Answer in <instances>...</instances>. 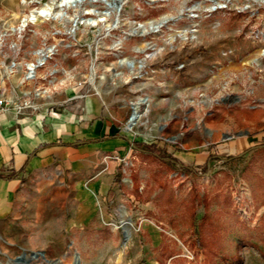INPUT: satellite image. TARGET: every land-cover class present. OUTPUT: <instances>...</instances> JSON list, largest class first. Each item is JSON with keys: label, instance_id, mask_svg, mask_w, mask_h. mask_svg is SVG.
Masks as SVG:
<instances>
[{"label": "rangeland", "instance_id": "374dc122", "mask_svg": "<svg viewBox=\"0 0 264 264\" xmlns=\"http://www.w3.org/2000/svg\"><path fill=\"white\" fill-rule=\"evenodd\" d=\"M35 1L0 0V30L19 29L30 11L57 0ZM63 11L62 19L27 25L20 34L29 39L22 40L32 50L41 35L63 32L64 56L58 59L69 68L82 61L85 76L93 71L88 54L102 37L111 40L102 42L109 46L102 56L109 71L120 63L131 69L171 41L193 56L209 54L210 39L219 45L213 53L225 56L223 64L190 82L179 97L193 117L164 137L174 151L187 146L203 158L175 166L169 149L150 141L153 147L133 152L115 171L113 189L98 199L80 198L70 179L29 176L0 222V264H128L149 257L163 264L170 256L184 264L186 255L195 264H234L247 251L264 255V0H122L120 12L83 0ZM85 12H107L108 18L91 30L78 25L74 49L80 53L72 56L66 46L73 43L70 19L94 16ZM164 18L171 19L159 31L142 32ZM115 50L124 52L113 56ZM243 142L240 151L225 149ZM147 227L161 234L160 248L148 245Z\"/></svg>", "mask_w": 264, "mask_h": 264}, {"label": "crops", "instance_id": "0c3cea01", "mask_svg": "<svg viewBox=\"0 0 264 264\" xmlns=\"http://www.w3.org/2000/svg\"><path fill=\"white\" fill-rule=\"evenodd\" d=\"M109 40L102 37L99 48L88 54L89 64L93 65L88 81L80 80L88 77L79 70L82 61L66 67L65 61L58 59L64 56L59 51L38 74L46 75L53 68L62 70L61 73L23 83L25 63L34 57L27 49V41L8 39L17 41L21 50L17 56L19 66L11 75L6 73V67L13 57L12 51L5 47L4 54H0V80L4 79L1 85H5L8 96L21 101L31 99L35 88H46V92L36 101L38 111L26 109L20 115H0V222L16 206L29 176L70 179L77 185L80 198H105L113 189L115 171L123 169L132 153L140 150L134 143L149 145L156 140L153 142L172 153L175 166L197 165L202 160L187 146L184 151H174L164 137L173 135L181 121L193 117L182 107L179 97L186 94L190 82L202 79L210 68L223 64L225 56L216 58L213 53L219 45L210 39L209 54L193 56L190 50H182L185 48H178L171 41L135 60L131 69L121 63L115 67L112 62L110 67L115 68L109 71L102 66V56L109 49L102 42ZM123 52L115 50L112 55ZM134 111L138 118L129 126ZM245 141L248 143L247 138ZM244 146V142L228 143L225 149L240 151ZM154 228H146L148 245L153 250L163 244L161 234ZM176 257L170 256L163 264H175ZM186 260L184 264H195L194 256ZM140 261L128 264H162L151 257ZM234 264H264V255L247 251Z\"/></svg>", "mask_w": 264, "mask_h": 264}, {"label": "built area", "instance_id": "2783aa9c", "mask_svg": "<svg viewBox=\"0 0 264 264\" xmlns=\"http://www.w3.org/2000/svg\"><path fill=\"white\" fill-rule=\"evenodd\" d=\"M35 2H39V0H36ZM80 4L81 3H76V4H72L69 5L68 7H61L59 5H56V1L54 2V4H52L53 8H52V12H53V9L56 7L57 9H60V10H65L66 8H72V9H77L80 7ZM46 4H44L43 6H45ZM42 6V7H43ZM41 8V7H40ZM40 8H37V9H40ZM37 9H33V10H37ZM30 13V12H29ZM55 13V12H53ZM63 13L66 15V13L63 11ZM63 14V16H56V17H53V16H50L48 18H44L43 16L39 15L37 17V19L35 20V22H27L26 25L21 29L19 30L18 27L17 29L16 28H10V31L9 32H2L0 30V54L3 55V49L8 48L10 49V51H12V56L10 61H9V64L7 65L6 67V73L8 75H11L15 72L16 70V67L19 66V61H17V56L19 54V51L20 50V47L19 45L17 44V41H13V42H10L8 41V39L11 37H14L15 39H18V40H22L24 38H26V35H22L20 34L22 30H24V28L29 25V24H35V25H38L39 23H42V24H45L47 22H50V20H54V19H62L63 17H65V15ZM85 14H90V15H94L93 17H90L88 19H85V18H80V17H75V18H71L70 20L72 21V24L73 23H76V29L78 28V25H82V24H86L87 28H89L90 30L91 29H95L97 24H101V23H104L106 22L107 18L108 17H101V16H95V14H93L92 12H85ZM78 19H82V20H86V21H90V20H94L95 24L93 23H89V22H86V23H79L81 21L78 22ZM103 19V20H101ZM15 32H17L18 34L17 35H14ZM56 33H53L51 35V37L47 36V35H41L40 37V41H39V47L37 48H34L32 50H30V54L31 56L34 57V60H32L31 62H27L25 63V72H24V76H23V83L24 82H27V81H34V80H38V79H47V77H53L55 74L57 73H61L62 70H58L56 68H53L51 69L50 71H48L46 73V75H42L40 76L38 74V70L41 69V68H44L46 67L47 63L49 62V60H51L54 55H57L59 54V51L61 50V46L62 45V42H63V38L60 37V35L63 34V32H60V31H55ZM67 34H70L69 32H67ZM71 38H72V41L73 43L71 44H67L66 46L68 48H72V50H70L71 52V55L72 56H77L79 55V49L75 48L74 47L77 45L76 43V38L74 36V32L70 34ZM26 39H29L28 37ZM263 54H264V50H263ZM90 79V75L87 77V81ZM4 81V79H1L0 80V115L6 113V112H12L14 113L15 115H20L22 113V111L26 110V109H30V110H33L34 112L35 111H38V108H39V105L37 104V100L39 98H41V96L46 92V88H35L33 90V92L30 93L31 95V99L30 98H26V99H23L21 101H16V100H12L8 95L7 91H6V88H5V85H1V83ZM81 82L77 83V84H80ZM229 82H226L224 83V85L222 86V89H225ZM26 95H29V94H26ZM39 116V114H37ZM41 117V116H39ZM186 258H188L189 260L192 259V256L191 255H186Z\"/></svg>", "mask_w": 264, "mask_h": 264}, {"label": "bare ground", "instance_id": "6f19581e", "mask_svg": "<svg viewBox=\"0 0 264 264\" xmlns=\"http://www.w3.org/2000/svg\"><path fill=\"white\" fill-rule=\"evenodd\" d=\"M82 1L83 0H57L56 1V5H59V6H63V7H68L69 5H71L72 6V4H76V3H82ZM92 1H96V0H92ZM100 1H102L106 6H108V7H114V9H116V11L117 12H120V9H121V4H122V0H117V1H114V2H117V3H114L113 2V0H111V2L110 1H108V0H100ZM226 1V0H225ZM52 6H51V4H46L45 6H43V7H41L40 9H37V10H32V11H30V14L25 18V19H23L22 20V23H21V25H20V27H19V30H21L25 25H26V23L27 22H35V20L37 19V17L39 16V15H41V16H43L44 18H48V17H50V16H53V17H56V16H63V11L62 10H60L59 9V11L57 12V13H53L52 12ZM210 9H211V7H210ZM95 13V12H94ZM65 15V14H64ZM107 17L108 16V13L107 12H104V13H102V15H101V17ZM64 18V17H63ZM101 20H103V19H101ZM168 20V18L166 19V18H164V19H162L160 22H156V23H150L149 25H148V27L147 28H143L142 29V32H146L147 30H150V31H152V32H157V31H159V27H161L163 24H165L166 23V21ZM79 21H81V22H79ZM78 22L79 23H86V22H89V23H93V24H95V22H94V20H90V21H86V20H80V19H78ZM77 23V22H76ZM76 23H73L72 24V26H71V28L69 29V33L71 34V33H73L74 32V30L76 29ZM86 25V24H85ZM110 26V25H109ZM111 27V26H110ZM142 27V26H141ZM108 29H109V27H108ZM148 32V31H147ZM133 64V62L131 63V65Z\"/></svg>", "mask_w": 264, "mask_h": 264}, {"label": "water", "instance_id": "95a60500", "mask_svg": "<svg viewBox=\"0 0 264 264\" xmlns=\"http://www.w3.org/2000/svg\"><path fill=\"white\" fill-rule=\"evenodd\" d=\"M171 19V18H170ZM170 19H168V20H170ZM167 20V21H168ZM166 21V22H167ZM138 114L134 111L133 112V115H131V117L129 118V121H128V125L129 126H131L135 121H136V119L138 118V116H137Z\"/></svg>", "mask_w": 264, "mask_h": 264}, {"label": "trees", "instance_id": "16d2710c", "mask_svg": "<svg viewBox=\"0 0 264 264\" xmlns=\"http://www.w3.org/2000/svg\"><path fill=\"white\" fill-rule=\"evenodd\" d=\"M261 139H264V132L261 134V137H260ZM134 146L137 148V149H139L140 148V146L142 147V146H146L145 144H141V143H134ZM148 147H153V145H149ZM0 177H2V175L0 174Z\"/></svg>", "mask_w": 264, "mask_h": 264}]
</instances>
